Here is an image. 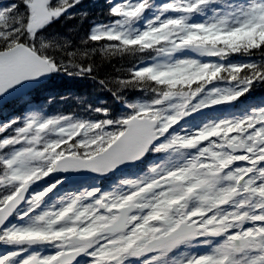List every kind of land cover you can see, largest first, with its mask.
<instances>
[{"label":"snow or ice","instance_id":"snow-or-ice-1","mask_svg":"<svg viewBox=\"0 0 264 264\" xmlns=\"http://www.w3.org/2000/svg\"><path fill=\"white\" fill-rule=\"evenodd\" d=\"M80 4L0 6V97L62 73L124 109L0 123V264H264V102L239 107L264 85V0H109L79 44L49 33Z\"/></svg>","mask_w":264,"mask_h":264},{"label":"trees","instance_id":"trees-1","mask_svg":"<svg viewBox=\"0 0 264 264\" xmlns=\"http://www.w3.org/2000/svg\"><path fill=\"white\" fill-rule=\"evenodd\" d=\"M157 0H154V2ZM75 18L62 19L49 29L50 34L60 33L76 44L84 38L96 23H103L112 19L109 16V0H81V4L73 10ZM144 54L137 53L135 57L125 55L124 57H113L110 61H102L96 57L97 63L101 65L99 76H116L131 66L133 62H138ZM248 60L261 61L259 53L252 57H241V61ZM257 85L255 88H262ZM143 94L128 91L125 99L128 101L142 100ZM105 102L114 114L124 111L122 103L116 101L107 91L101 90L97 84L90 79H79L68 77L64 74H54V77L46 82L42 87L31 93V100L21 98L10 103L0 114L15 110L19 107L35 104L42 108L46 114H69L79 118L95 119L96 114L87 110L89 104L99 106Z\"/></svg>","mask_w":264,"mask_h":264},{"label":"rangeland","instance_id":"rangeland-1","mask_svg":"<svg viewBox=\"0 0 264 264\" xmlns=\"http://www.w3.org/2000/svg\"><path fill=\"white\" fill-rule=\"evenodd\" d=\"M120 2H122V0H115V1H114V3H120ZM163 2H164V1L159 2V3H157V4H160V3H163ZM228 2H234V0H228ZM232 60H233V59H232ZM233 62H236V61L233 60ZM253 94H254V91L251 93V95H253ZM244 99H248V97H245ZM262 102H264V98H262V100L257 101L256 104L259 105V104L262 103ZM250 104H252V102H251ZM250 104L248 103L245 107L249 106ZM208 115H212V113H209Z\"/></svg>","mask_w":264,"mask_h":264},{"label":"water","instance_id":"water-1","mask_svg":"<svg viewBox=\"0 0 264 264\" xmlns=\"http://www.w3.org/2000/svg\"><path fill=\"white\" fill-rule=\"evenodd\" d=\"M48 78V77H47ZM47 78H42L41 80H40V82L39 83H30V84H28V85H25V87H23L24 89L27 87H33V86H36V85H38V84H40L42 81H45ZM23 88H20V89H18V90H21V89H23ZM17 90V91H18Z\"/></svg>","mask_w":264,"mask_h":264}]
</instances>
